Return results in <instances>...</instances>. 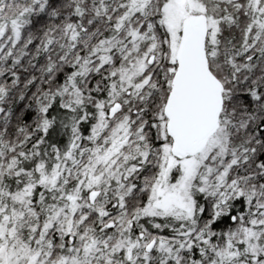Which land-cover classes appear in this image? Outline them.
Returning a JSON list of instances; mask_svg holds the SVG:
<instances>
[{"label":"snow or ice","instance_id":"6c2138e0","mask_svg":"<svg viewBox=\"0 0 264 264\" xmlns=\"http://www.w3.org/2000/svg\"><path fill=\"white\" fill-rule=\"evenodd\" d=\"M0 264H264V0H0Z\"/></svg>","mask_w":264,"mask_h":264}]
</instances>
